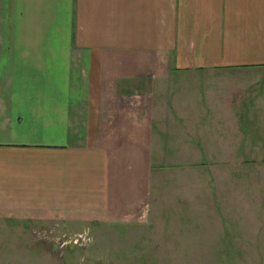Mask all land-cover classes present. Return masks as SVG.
Masks as SVG:
<instances>
[{
    "label": "crops",
    "instance_id": "crops-1",
    "mask_svg": "<svg viewBox=\"0 0 264 264\" xmlns=\"http://www.w3.org/2000/svg\"><path fill=\"white\" fill-rule=\"evenodd\" d=\"M223 160H264V0H0V231L233 198L256 248L264 184L153 181Z\"/></svg>",
    "mask_w": 264,
    "mask_h": 264
},
{
    "label": "rangeland",
    "instance_id": "rangeland-1",
    "mask_svg": "<svg viewBox=\"0 0 264 264\" xmlns=\"http://www.w3.org/2000/svg\"><path fill=\"white\" fill-rule=\"evenodd\" d=\"M215 164L207 172L198 167H162L153 181L264 184V160H223L219 168ZM165 204L169 207L162 212L166 221L159 224L54 219L34 222L17 232L3 228L0 264H264V239H257L254 248L255 240L237 238L234 218L240 212L233 198L213 200L203 209L210 226L183 222L181 201ZM246 210L249 213L250 206ZM261 213L264 208L258 207L257 214ZM206 225L208 229L202 230Z\"/></svg>",
    "mask_w": 264,
    "mask_h": 264
}]
</instances>
